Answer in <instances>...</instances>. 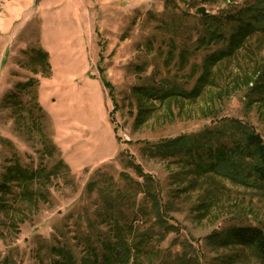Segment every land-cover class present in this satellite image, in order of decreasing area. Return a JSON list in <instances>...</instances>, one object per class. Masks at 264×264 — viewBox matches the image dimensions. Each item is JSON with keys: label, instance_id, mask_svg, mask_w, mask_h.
I'll list each match as a JSON object with an SVG mask.
<instances>
[{"label": "rangeland", "instance_id": "374dc122", "mask_svg": "<svg viewBox=\"0 0 264 264\" xmlns=\"http://www.w3.org/2000/svg\"><path fill=\"white\" fill-rule=\"evenodd\" d=\"M242 3L0 0V178L6 168L36 172L23 196L16 183L14 196H5L13 206L0 211L1 261L48 260L49 246L78 259L117 189L127 193V216L150 208L121 176L141 184L136 164L153 179L162 227L171 229L155 225L150 211L135 217V228L154 230L156 243L130 264H170L176 254L196 264H264L252 249L212 237L233 226L264 231V189L156 155L167 140L224 130L228 120L252 126L264 141V82L254 84L250 63L254 43L264 58V39L252 37L254 51L240 50L223 72L212 66L203 86L197 67L217 47L184 57L201 29L198 8L221 16ZM95 180L106 181L100 186L110 196L89 190Z\"/></svg>", "mask_w": 264, "mask_h": 264}, {"label": "trees", "instance_id": "16d2710c", "mask_svg": "<svg viewBox=\"0 0 264 264\" xmlns=\"http://www.w3.org/2000/svg\"><path fill=\"white\" fill-rule=\"evenodd\" d=\"M200 21L201 29L196 32L198 35L193 42L192 51H185V59L200 49L217 47V50L206 54L202 63L197 67L198 70H201V75L197 80L200 85L203 86L207 83L212 66L217 65L218 69L223 72L222 67H225L227 62L242 49L255 50L254 56L250 60L253 66L252 74H255L256 77L254 84L259 82L260 85L264 82V58L259 56V52H256L257 43H254V50L247 46L252 37H256L255 42L264 39V0H243L240 6L228 10L221 16L201 15ZM42 57H46V55L41 54L39 57L37 55L36 59ZM42 63H46V61L42 60ZM31 83L29 81L24 86L31 85ZM103 83L105 87H109L104 81ZM170 94L164 95L165 98L170 97ZM193 94L194 92L184 96ZM225 126L224 130H208L202 137L191 139L181 136L167 140L156 147V155L162 158L182 157L185 159L183 162H187L184 164L193 166L199 175L214 172L244 186L264 189V141L252 126L240 121L228 120L219 128ZM130 167L134 169L138 177L143 179V182L140 184L130 180L127 175L121 174V176L125 179L127 187H136V194L143 196L141 203L144 204V200L147 201L150 208L146 210L140 205L136 212L131 210L127 216L125 208L128 206V202L127 197L124 198L127 193L117 189L113 191V197L106 200L105 204L102 200L104 206L100 212L98 211L99 221L97 228L94 227L95 233L87 235L85 242L83 241L85 247L80 251L81 256L78 259L69 248L49 246L50 257L48 260L45 256L38 255L35 264H130L136 262L139 256L154 253V244L156 243L153 235L154 230L141 232L139 228H135L136 219L134 218L140 217L141 220L145 213L150 211L154 214L155 225L162 227L160 196L154 190L155 183L151 177L144 175L136 164H130ZM9 169L6 168L0 178V211L6 212L13 206V203L5 201L6 195L14 196L13 183L20 186L21 194L18 196L21 197L24 194L22 187L26 186L24 183L36 177V172L28 174L17 167L8 171ZM9 172L12 175H9ZM104 182L106 183L101 180L93 181L88 185L89 190L97 189L102 197L110 196V192L108 193L107 189L100 186ZM128 218L130 219L128 220ZM139 223L141 224V222ZM101 226L106 230H100ZM163 227L165 232L171 229L166 224ZM212 237L217 238L220 242L223 239L229 240L234 246L243 249H252L264 263V231L261 228L233 226L228 228L223 235L215 234ZM0 264H15V262L6 257L2 261L0 260ZM156 264H165V262L158 261ZM170 264H196V260L194 262L193 258L188 255L176 254Z\"/></svg>", "mask_w": 264, "mask_h": 264}, {"label": "water", "instance_id": "95a60500", "mask_svg": "<svg viewBox=\"0 0 264 264\" xmlns=\"http://www.w3.org/2000/svg\"><path fill=\"white\" fill-rule=\"evenodd\" d=\"M198 12H199L202 16H206V11H205L204 7H200V8H198Z\"/></svg>", "mask_w": 264, "mask_h": 264}]
</instances>
